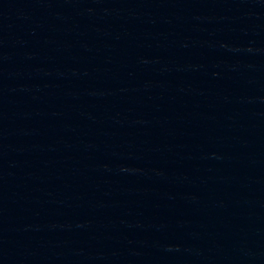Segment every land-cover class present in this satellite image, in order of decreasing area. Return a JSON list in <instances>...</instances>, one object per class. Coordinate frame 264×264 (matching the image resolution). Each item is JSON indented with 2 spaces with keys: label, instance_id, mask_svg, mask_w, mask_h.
I'll list each match as a JSON object with an SVG mask.
<instances>
[{
  "label": "water",
  "instance_id": "water-1",
  "mask_svg": "<svg viewBox=\"0 0 264 264\" xmlns=\"http://www.w3.org/2000/svg\"><path fill=\"white\" fill-rule=\"evenodd\" d=\"M0 264H264V0H0Z\"/></svg>",
  "mask_w": 264,
  "mask_h": 264
}]
</instances>
